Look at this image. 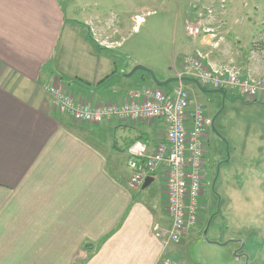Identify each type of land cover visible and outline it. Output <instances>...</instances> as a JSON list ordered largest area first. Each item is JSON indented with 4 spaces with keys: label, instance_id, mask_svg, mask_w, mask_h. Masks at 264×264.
<instances>
[{
    "label": "crops",
    "instance_id": "crops-1",
    "mask_svg": "<svg viewBox=\"0 0 264 264\" xmlns=\"http://www.w3.org/2000/svg\"><path fill=\"white\" fill-rule=\"evenodd\" d=\"M75 23L65 21L59 0H0V264H175L167 253L172 245L153 230L172 226L165 171L134 190L127 165V148L140 140L154 151L165 124L75 122L57 111L47 91L58 87L76 101L104 106L158 86L146 76L125 78L131 68L120 75L112 57L98 56L95 43L116 45L109 29H98L96 39ZM205 39L189 55L175 56L173 66L196 55L222 67L209 59L216 43ZM177 71L170 67L159 80L178 77ZM245 247L234 252L236 261L246 258ZM232 252L223 251L233 261Z\"/></svg>",
    "mask_w": 264,
    "mask_h": 264
},
{
    "label": "rangeland",
    "instance_id": "rangeland-1",
    "mask_svg": "<svg viewBox=\"0 0 264 264\" xmlns=\"http://www.w3.org/2000/svg\"><path fill=\"white\" fill-rule=\"evenodd\" d=\"M59 2L65 21L76 22L86 33L91 30L96 39L98 29H109L116 42L113 48L99 49L94 43L104 62L109 57L114 59L117 65H113V70L117 69L120 75L142 65L152 70L158 80L165 77L164 71L170 67L180 71H177L178 77L194 78L184 75L182 64L186 57L175 66L173 61L175 56L180 59L192 53V47L201 44L205 37L206 41L216 43L214 52L209 53L211 61L233 68L240 76L264 79V0ZM189 26L210 32L201 30L196 38L188 33ZM205 43L203 47L207 46ZM62 51L63 48L58 53ZM202 52L208 54V51ZM135 76H146L149 81L151 78L144 71H138L132 80ZM183 86L209 119L218 114L215 128L219 136L208 133V175L201 222L183 239L182 246L169 248L170 261L175 264H264V238H261L264 236V97L259 96L257 102H252L229 89L222 109L221 95L203 94L193 83L184 82ZM123 168L128 170L126 162ZM154 192V187L148 191ZM239 238L246 243V258L236 261L234 252L242 245L234 240ZM225 243H228L226 247H219ZM222 250H233V261Z\"/></svg>",
    "mask_w": 264,
    "mask_h": 264
},
{
    "label": "built area",
    "instance_id": "built-area-1",
    "mask_svg": "<svg viewBox=\"0 0 264 264\" xmlns=\"http://www.w3.org/2000/svg\"><path fill=\"white\" fill-rule=\"evenodd\" d=\"M201 30L203 28L187 27L188 33L196 38ZM182 65L186 75L198 79L206 89L226 92L231 89L248 100L264 97V79H243L236 70L211 67L196 55L187 56ZM47 91L53 96L57 111L67 114L75 122L101 125L118 119L165 124L164 139L154 151H150V142L140 140L127 148L128 167L132 172L130 187L139 190L147 179L164 169L166 209L172 226L166 230L156 224L153 230L165 246L180 244L201 222L207 179L205 129L210 125V119L183 83L131 92L121 105L92 106L86 101H76L58 87L52 86Z\"/></svg>",
    "mask_w": 264,
    "mask_h": 264
},
{
    "label": "water",
    "instance_id": "water-1",
    "mask_svg": "<svg viewBox=\"0 0 264 264\" xmlns=\"http://www.w3.org/2000/svg\"><path fill=\"white\" fill-rule=\"evenodd\" d=\"M138 71H144V72L148 73L151 76V78L154 81V83L158 87H161V88L162 87H167V86H169V84H173V83L188 82V83L195 84L197 86V88L200 90V92H202L203 94H219V95H221L223 97V107H222V109L224 108V101L227 98V92L225 90H221V89H206V88H204L201 85V83L199 82L198 79L192 78V77H185V76H183V77H173V78H169V79H167L165 81H160V80L157 79L155 73L152 70H150V69H148V68H146V67H144L142 65L135 66L134 69L130 73L126 74L124 77L125 78H130ZM222 109H221V111H222ZM151 179L152 178L147 179V181L145 182V185H147V183H149V181ZM216 179L213 182V186L215 185ZM234 242H236V241H234ZM237 242H239L242 245V247L240 249V250H242L244 248V246H245V242L244 241H237ZM222 245L226 246L227 243L222 244ZM237 254L238 253H235V256H237Z\"/></svg>",
    "mask_w": 264,
    "mask_h": 264
},
{
    "label": "flooded vegetation",
    "instance_id": "flooded-vegetation-1",
    "mask_svg": "<svg viewBox=\"0 0 264 264\" xmlns=\"http://www.w3.org/2000/svg\"><path fill=\"white\" fill-rule=\"evenodd\" d=\"M218 117L217 115H214L212 118H210V125H208L205 129V134L207 136L208 139V135L209 134H217L219 136V133L217 132L216 128H215V124H216V119ZM209 133V134H208Z\"/></svg>",
    "mask_w": 264,
    "mask_h": 264
},
{
    "label": "trees",
    "instance_id": "trees-1",
    "mask_svg": "<svg viewBox=\"0 0 264 264\" xmlns=\"http://www.w3.org/2000/svg\"><path fill=\"white\" fill-rule=\"evenodd\" d=\"M137 73V72H136ZM135 75V74H134ZM114 76V75H113ZM112 76V77H113ZM108 80H110V78H106V79H104L103 81H101L99 84H98V86H102V85H104ZM174 84V83H173ZM173 84H169V86L170 85H173ZM169 86H167V87H169ZM158 88H161V87H158ZM162 88H165V87H162ZM252 102H257V99H255V100H253ZM87 248H88V246H87Z\"/></svg>",
    "mask_w": 264,
    "mask_h": 264
}]
</instances>
